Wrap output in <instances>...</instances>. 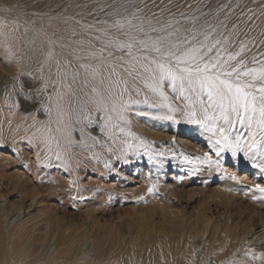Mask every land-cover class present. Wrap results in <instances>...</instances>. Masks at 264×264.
Returning a JSON list of instances; mask_svg holds the SVG:
<instances>
[{
    "label": "bare ground",
    "instance_id": "6f19581e",
    "mask_svg": "<svg viewBox=\"0 0 264 264\" xmlns=\"http://www.w3.org/2000/svg\"><path fill=\"white\" fill-rule=\"evenodd\" d=\"M80 3L92 8L99 7L103 2L102 0H79L78 3L70 2L69 0H0V21L8 23V27H0V39L5 40L4 43L0 42V57L5 55V51L1 49L4 47H7L11 52V58L16 57L18 54H16L17 51L15 47L13 48V44L17 40L16 38L22 36L26 43L29 42L28 40L32 43L33 39L31 40V38H36V47H41L43 53L47 51L49 41H56L54 48L57 56L62 60H72L73 57L70 53L76 45L71 42L81 38H90L81 25L93 24L92 20H90L92 17L85 14L87 11L81 5H78ZM142 18L145 19L146 17ZM152 20L154 19L152 18ZM76 21H80V24H77ZM95 26L104 27V25L96 24ZM73 31L76 32V35H73ZM61 44H67L68 47L61 48ZM22 52L27 55L28 49L23 47L19 53L21 54ZM42 59L44 61V55ZM20 62L21 59H18L15 65L20 64ZM73 63H76V61L73 60ZM52 71L53 73L55 72L54 65L52 66ZM37 76V79H33V84H37L41 79L45 83L48 79V66H45L43 78L41 73L37 74ZM19 78L15 76L14 78L5 79L3 74L0 73V147L9 148L25 164L31 161L26 150H32L34 153V157H32L35 162L31 165H26L29 171H26L25 176L31 177V180L33 179L32 182L36 181L39 185L47 181L48 184H51L53 192L55 191L54 193H56L55 198L60 199V197L63 198L62 194L66 197L67 194L71 193L73 195L76 194L80 199L81 207L93 203L89 207L94 208L91 211L92 213H97L98 211L104 212V205L101 204L103 200L109 203L108 208H110L115 203L114 199L117 195L121 197L127 196L126 189H124L126 187V182H124L126 176L123 174L129 170H134L137 173L138 169L136 165L142 169L143 165L146 164L149 168L148 171L151 172L146 177V180H144L142 174V184L138 188L139 194L136 198V204L144 201L142 193H145L144 187L146 186L148 187L147 192L151 188L168 196L176 193L175 184L178 186L180 179L184 177L181 174L177 180H173L174 184L165 185L163 182L166 178L165 173L168 167L175 165L177 160L179 162H183V160L188 161L187 158L189 156L184 152L175 154L174 152L166 153L163 149H156L157 146L154 145L156 143L154 141L156 134H169V132L180 134L183 132L184 134L181 135H185L186 137L185 139L180 138L179 143L185 148L181 150H185L188 146H190V149H196L192 145V141H199L209 148L207 134L203 133L198 125L187 123L179 113L176 114L178 123L173 120L163 119L161 117L166 111L165 109H153L147 105L140 104L133 106L128 113V119L131 121V124L126 127H130L131 131L135 133L134 137L117 133L115 140H113L109 136L104 135L100 131L102 121L99 119L97 113L93 111L91 118L94 123L90 127L84 128V132L85 134L90 133L92 136L99 137L106 147H101L100 144L87 148L80 143L68 145L70 152H67L69 154L62 153L61 159L57 160L55 156L50 155L51 153L46 154L45 150L42 149V145L44 144L43 139L39 138L40 133L37 131L40 127H44L49 120V118H46V121H42L44 123H41L39 119H36V105L40 100L38 97L39 92L33 94V91H27L24 87V80H19ZM52 86L51 81H48L47 89H51ZM22 97H24L25 102L21 105L20 100L23 99ZM136 98L143 99V97ZM5 102L7 105L4 106ZM10 110H13L14 114L7 117ZM22 113L24 115H21ZM16 115L19 116L16 117ZM42 116L43 114H41ZM51 119L55 121V118ZM84 123L87 122L85 121ZM51 126L53 129L56 127L55 123ZM83 126V124L75 126V132H77L79 140L74 139V135L72 134L74 140H81L80 128ZM141 139L147 141L148 144L141 146ZM88 143L89 145L92 144L91 141H88ZM126 143L132 144L133 147L127 148ZM146 148L147 153L145 151ZM202 148L204 149V147ZM213 159H219L220 166L218 169L215 166L211 167L209 169L210 173H214L211 170H215V173L218 172L219 179L224 180L221 183V187L228 192H232V194L225 196V202L212 201L215 210L225 206L226 210L223 216L220 215L218 218H214L212 209L209 207L212 196H205L203 203L207 206V213L202 214L199 222L195 223L188 219L184 224L178 226L175 223H166L165 227L161 228L162 237L160 238L155 239L150 236L144 240L140 238L135 240L122 237L120 238V243L116 240L106 243V239L112 237V234L101 232L100 230L95 231L94 228L98 227V229L107 230L111 226H100L98 223L90 221L84 232L67 239L66 243L70 244L67 245L64 239L71 234L70 230L65 231V236L63 237L56 235L57 231H55L53 223L49 222L52 219L50 216L54 208L46 206L43 202L47 198L46 194L52 195V191L47 192L42 189L41 185L39 188L34 186L30 206L13 207V204L10 203L9 208L6 207L1 210L3 215L0 213V264H68L71 260L69 258L70 253L73 252L72 247L76 241L83 242L85 238L91 242L93 248L98 247L100 254H106L109 244L116 245L117 247H113L110 252L112 254L114 253V248H118L114 254L115 256L112 258L114 264H122L123 261L124 264H211L212 259H214L215 264H264V259L252 258L253 255L258 256L260 253H264V248L255 251L250 247V245H255V247L264 245V217L260 218L258 220L260 222L254 225L252 223L256 212L250 213L247 210L248 208L236 203L240 197L244 196L248 201L252 200L255 202L258 208H264V199H253V196L259 197L260 193L256 191L251 192L250 190L252 189L245 182L241 181L242 179H238L236 173L242 168V165H245L247 171L249 169L253 170L257 178L264 174L260 173L258 168H252L251 162L243 158V153H239L236 157H233L230 152H225L221 154L220 158L215 157L213 154ZM230 162L233 163L232 171L236 172L234 174H231V170L226 166ZM115 164H118L119 169L123 167L125 169L124 172L115 167L118 170L116 171L113 167ZM187 167L181 172H187L190 176H197L198 174L207 176L202 172L204 169L199 171L197 168L194 169L195 167L193 166V169ZM196 167L199 168V166ZM54 171L60 172L61 175H51L50 173L52 172L53 174ZM81 172L84 174L91 173L95 180L86 182L84 177L80 175ZM116 177H119L118 187L120 189L108 185L109 180ZM172 177H169V180ZM209 182L211 183V181L204 179L202 185L204 186L205 183L210 184ZM213 197L215 198V195ZM3 198L4 196L0 193V199ZM34 207L38 213V215H35V219L42 217L38 224L35 223L28 227L27 225L30 221L22 218L19 219L12 229L4 226L5 222L2 219L5 216H9L8 211H16V213L21 215L22 212L29 211ZM54 207L57 206L55 205ZM233 212L241 215L238 222H234ZM27 216L32 215L28 213ZM21 220H23V223H21ZM38 226L40 228H37ZM110 231L112 233L115 232L114 226L111 227ZM156 233L159 234V232ZM53 237H57L58 250L50 256L48 252L43 254V246L46 245L48 248L49 241ZM138 241H143L147 245L138 243ZM202 246L207 248L204 258L197 257V252ZM143 253L146 255L145 261H143ZM248 253H252V255Z\"/></svg>",
    "mask_w": 264,
    "mask_h": 264
},
{
    "label": "snow or ice",
    "instance_id": "6c2138e0",
    "mask_svg": "<svg viewBox=\"0 0 264 264\" xmlns=\"http://www.w3.org/2000/svg\"><path fill=\"white\" fill-rule=\"evenodd\" d=\"M228 8L229 4H222L217 17ZM124 11L127 13V9ZM107 15L115 16L111 23L96 21L104 27L81 25L90 38L71 42L76 45L70 53L72 60L60 59L54 48L56 41H49L40 64L42 78L48 66V79L41 91H46L48 81L55 89L56 119H51L52 97H48L49 105L43 111L49 120L37 131L49 151L55 146L56 159H61V139L69 146L80 143L86 148L95 144L106 147L99 137L84 132L94 123L93 111L102 121L100 131L104 135L113 140L117 133L134 137L126 127L131 124L128 113L133 106L144 104L165 109L161 118L177 123L179 113L207 134L209 151L190 163L218 169L220 160L213 159V154L220 158L225 152L233 157L243 153L251 167L264 174V51L249 56L254 38L239 39L238 24L228 29L225 21L229 13L219 23L205 20L199 26V17L181 13L190 27H184L181 19L153 22L136 12L122 15L114 10ZM0 27H8V23L0 21ZM260 44L264 45V40ZM81 124V140L76 141L72 132ZM140 143L148 144L142 139ZM126 147L133 145L126 143ZM254 190L260 196L253 199H264V186L256 184ZM252 258L264 259V253Z\"/></svg>",
    "mask_w": 264,
    "mask_h": 264
},
{
    "label": "rangeland",
    "instance_id": "374dc122",
    "mask_svg": "<svg viewBox=\"0 0 264 264\" xmlns=\"http://www.w3.org/2000/svg\"><path fill=\"white\" fill-rule=\"evenodd\" d=\"M69 1L78 3L79 0H69ZM102 2H103L102 4L104 5L101 4L99 7H92V8L89 6L86 7V4L81 5L80 3L78 5L79 6L81 5L84 8V10L87 11L85 13L86 15L92 17L91 19L90 18L89 19L92 20L93 24H96V21H103V20L112 22L115 16H109L107 15V13L114 12V10H119V12H121L120 14L122 15L136 12L137 15H140L141 17H146L145 20L147 18L152 20L153 18L154 19L152 20L153 22H155L156 20H160L161 22H164L171 18L182 20L181 13H184L186 16L199 17L200 19L197 22L198 26L200 24H203L205 20L214 24L219 23V21L225 20V13H229V18L225 21L228 26V29H231L233 24H238L240 29L239 39L254 38L255 40V44L250 45L251 52H249V56L252 53L258 54L259 52H261V50L264 51V45L260 44V41L264 40V35H261V33L264 32V0H200V1L199 0H117V1L102 0ZM222 4H229V8L225 9L223 12L220 13L219 17H217L216 15L217 9ZM125 9H127V13H124ZM249 9H251L252 11L249 12ZM201 13H204L205 15H201ZM248 16H251L252 19L249 20ZM241 21H246V23H241ZM182 23L184 27L191 26L190 23L184 22L183 20ZM96 25H102V24H96ZM225 35H227V31H225ZM16 39L17 40H15L13 44L14 46L13 45L12 46L13 48L14 47L16 48L17 51L16 54H18L19 56L17 55L16 57L11 58L10 56L11 52L9 51V49L7 47L1 48L3 51H5V55L0 57V73L3 74V77L5 79L14 78L15 76H17L18 78L20 77L19 80L22 81L24 80L25 82L24 87L26 88L27 91L29 92L33 91V94H37V92H39L38 97L40 100L36 105V109H37L36 119L37 120L39 119V121L41 122L42 121L45 122L46 118L47 119L49 118L48 115L45 114V112L43 111V107L45 105H49L48 97H52V104L50 106H53V111L51 114V118L56 119V111L54 108V104H55L54 86H52L51 89L50 88L46 89V91H41V89L44 88V84H45L43 82V79H41V81L39 80L38 82L39 84L38 83L33 84L32 82L33 79H37L38 77L37 74H40L39 68L41 62L43 61L42 56L44 55V53L43 51H41L42 50L41 47H36L35 44L36 38H31V40L33 39L32 43L30 40H28L29 42L26 43L24 38H22V36H19ZM4 41H5L4 39L2 38L0 39L1 43H4ZM23 47L28 49V52H26L28 53L27 55H25L24 52H22L21 54L19 53V51ZM25 51L27 50L25 49ZM15 59L16 61L18 59H21L20 64L15 65L16 63ZM34 89L37 91H35ZM22 98L23 101L20 100L21 105L25 102L24 97ZM5 105H7L6 102L4 103V106ZM37 107L40 108L38 109ZM8 114L7 117L14 114V111L10 110V113ZM41 114H43L42 117ZM21 115H24V113H22ZM18 116L19 115H16V117ZM75 131L72 133L74 135V139L79 140L77 136V132ZM181 134L184 133L183 132H181L180 134H174L173 132H169V134L158 133L156 134V139L154 140L156 142L154 145L157 146L156 149L158 150L163 149L166 153L174 152L175 154L184 152L189 156V158L186 157L188 161L182 159L183 162L181 161L179 162V160H177L175 165L168 167V170L165 173L166 178L163 181L165 185L170 183L174 184L173 180L175 179L177 180L178 176L181 174L184 177L180 179L178 186L175 184L176 193L170 196L154 190H152L151 192L150 191L147 192L148 187L146 186L144 187L145 193L144 194L142 193L143 196L142 198L144 199V201L142 203L136 204L137 201L136 198L139 194L138 188L140 187V184H142L141 181L142 174L144 180H146L148 174L151 173L148 171L149 168L147 167L146 164L143 165L142 169H140V167L136 165L138 169L137 173L134 170H129L127 172H124L125 169L123 167L119 169L118 164L113 165L116 171L120 170L124 172L123 175L126 176V179L124 181L126 182L125 183L126 187L124 189H126L125 191L127 193V196L121 197L120 195H117V197L114 199L115 203L112 204V207L110 208H108L109 203H107L106 200H103L101 204L104 205V212L98 211L97 213H92L91 211L94 210V208L93 207L89 208V207L90 205H93V203H91L88 206L81 207L80 199L76 196V194L73 195L69 193L67 194L66 197H64V195L62 194L63 198L61 197L60 199L55 198L56 193H54L55 191L53 192V190L51 189L50 186L51 184H48V182L45 181L46 178L43 179L45 183L40 184L42 186V189L46 190L47 192L52 191L51 192L52 195L46 194L47 200L45 199L43 202L45 203L46 206L54 208L53 213L50 216V218L52 219H50L49 222L51 224L53 223L55 231H57L56 235H58L59 237L61 236L63 237L65 236L64 232L69 229L71 234L65 237L64 241L66 243L68 238H72L73 235L84 232L85 228L89 225L88 222L94 221L98 223L100 226L101 225H107L111 227L114 226L115 229L114 233L110 231L111 227L107 230L98 229V227L94 228L95 231L100 230L101 232H107L109 234H112V237H108L106 239L105 241L106 243H111L114 240L120 243L121 241L120 238L122 237L126 239L131 238L137 240L140 238L144 240L147 237L152 236V238L157 239L158 237L159 238L162 237L161 230L165 227L166 223H175L178 226L184 224V222H186L188 219L195 223L199 222L202 214H204L207 211V206L203 203L205 196H212L209 207L212 209L214 218H218L220 215L222 216L225 215V210H226L225 206H222L218 210H215L214 209L215 207H213L212 205L213 200L215 201L218 200L219 203L220 201L225 202V196L232 194L231 191L228 192L221 187V183H223L224 180L219 179L220 178L218 175L219 173L218 172L215 173V170H211L214 171V173L213 172L210 173L209 169L211 168L208 167L207 165L200 166L194 162L192 163L189 162L191 159H194L196 156H202L204 152L209 151V148H207L205 144H202L199 141H195V142L192 141V145H194L196 149L195 148L190 149V146H188L185 150H181L182 148L185 147L184 146L182 147L180 145L179 143V141L181 140L180 138L185 139L186 137L185 135H181ZM39 138L43 139L42 141L44 144L42 145V149L45 150L46 154L51 153L50 155L55 156L54 153L57 151L55 146L54 145L51 146L52 151H49L48 150L49 146L45 144L44 137H42V135L40 134ZM63 147L64 149H62ZM202 147H204V149ZM26 151L28 152L29 158L31 159V161H29L28 164H25L24 161H21L18 158V155L12 152L9 148L5 149L0 147V193L2 196H4L3 199H0V213H2L1 215H3V212H1V210H3L6 207L9 208L10 203L13 204V207L30 206V204L32 203L31 195H32V189L34 190L33 187L34 186L35 187L37 186V188L40 187L38 182L37 183L36 181L32 182L33 179L31 180V177L25 176L26 171H29L27 170L26 165H31L33 164V162H35V160L33 159L34 157L33 151L30 149H27ZM59 151H61V153L63 154H67L68 152H70V148L68 147L67 142L63 139H61V146ZM195 165L199 166V168L196 167ZM192 166L195 167L194 169L197 168L199 171L204 169V171L202 172H204L205 175L207 176H202L200 174H198L197 176H190L187 172H181L186 167L193 169ZM226 166L228 167V169L231 170L230 172L231 174L236 173L232 171L233 163L230 162ZM115 167L118 168V170ZM241 167L242 168L236 173V175L238 176V179L239 178L242 179L241 181L245 182V184L252 189L250 190L251 192L255 191L254 186L256 184H261L262 186H264V175H261V177L257 178L253 170L251 171V169H249L247 171L245 165H242ZM54 172L53 174L52 172L50 174L54 176L61 175L60 172L58 171L55 173ZM208 173L210 174L208 175ZM80 175L84 177L86 182L95 180L94 176L91 173L84 174L81 172ZM171 176L173 177L172 179L169 180V177ZM118 179L119 177L109 180L108 185L117 188L119 186ZM204 179L211 181V183L210 182H209L210 184L205 183V185L203 186L202 182L204 181ZM118 188L120 189V187ZM213 195H215V198L213 197ZM236 203H238V205H241L242 207L248 208L247 210L250 213L256 212L252 224L254 225L258 224V222H260L258 220L264 217V208H258V206L255 205V202H253L252 200L248 201L244 196H242L238 199ZM251 204H253L254 206ZM55 205L57 207H54ZM8 213L9 216H5L2 219V221L5 222L4 226L6 227L8 226L9 227L8 229H12L14 225L17 224L19 219L22 218L23 219L25 218L24 220L27 219L28 221H30V223L27 225L28 227L32 226L35 223L38 224L42 218L41 217L39 219H35L36 218L35 215H38L35 207L29 211L26 210L25 212H22L21 215L16 213V211L14 212L8 211ZM28 213H31L32 216H27ZM232 214H233L234 222H238V219L240 218L239 216L241 215L237 212H233ZM21 223H23V220H21ZM83 224H85V226H83ZM37 228H40V226H38ZM156 232H159V234H157ZM56 240L57 237H53V239L49 241L50 244L48 248L46 247V245L43 246L42 248L43 254L44 253L46 254L48 252V255L50 256L52 253L58 250ZM88 241L89 240L87 238H85V241L83 242L76 241L75 245L72 247L73 252L70 253L69 258L71 260L69 261L68 264H114L112 258L113 256H115L114 254L118 248H114L113 250L114 253L111 254L110 252L113 247H117L116 245L109 244L106 254H100L98 247L93 248L91 242ZM138 243L147 245L143 243V241H138ZM66 244L70 245L68 243ZM250 247H252L253 250L257 251L261 248H264V245L257 247H255V245H250ZM200 249H199L200 251L198 250L197 252V257L204 258L207 253V248L205 246H202L200 247ZM200 255H202L203 257ZM142 257H143V261H145L146 255L144 253L142 254ZM122 264H124V261ZM211 264H215L214 259H212Z\"/></svg>",
    "mask_w": 264,
    "mask_h": 264
}]
</instances>
